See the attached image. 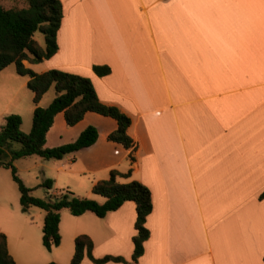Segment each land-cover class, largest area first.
Returning a JSON list of instances; mask_svg holds the SVG:
<instances>
[{
	"label": "crops",
	"instance_id": "obj_1",
	"mask_svg": "<svg viewBox=\"0 0 264 264\" xmlns=\"http://www.w3.org/2000/svg\"><path fill=\"white\" fill-rule=\"evenodd\" d=\"M59 1L57 50L39 69L22 63L87 76L103 103L130 117L127 148L107 138L113 117L86 111L65 140L88 124L97 139L66 161L92 172V184L114 169L117 181L148 186L149 236L133 260L135 203L125 200L102 217L60 209L61 241L47 250L42 230L0 194V231L15 263L69 264L74 237L86 233L93 256L125 261L78 264H264V0ZM94 64L109 71L99 75ZM8 65L1 76L13 75Z\"/></svg>",
	"mask_w": 264,
	"mask_h": 264
},
{
	"label": "trees",
	"instance_id": "obj_2",
	"mask_svg": "<svg viewBox=\"0 0 264 264\" xmlns=\"http://www.w3.org/2000/svg\"><path fill=\"white\" fill-rule=\"evenodd\" d=\"M60 19L59 0H28V5L21 8H4L0 4V70L13 62L19 74L27 75L26 84L33 92L34 104L31 127L28 132L21 130L22 119L18 113L11 112L4 115V123L0 125V165L9 167L11 170L12 178L19 190L21 210L26 211L31 205L43 209L41 239L47 250L59 245L61 241L60 209L67 208L74 215L91 211L102 217L108 211L118 208L125 200H132L135 203L136 215L131 257L136 260L143 252L144 240L149 236V229L145 225L146 216L152 209L148 186L136 179L117 181L118 172L112 169L107 178L96 180L91 186L93 192L104 196L102 202L74 194L70 190L56 195L49 193L44 197H37L31 194L32 189L22 182L13 164L15 158L31 154H37L43 158H61L66 153L88 146L97 139V128L88 124L74 140L45 146L46 132L53 122L54 115L59 111L63 112L68 125L79 121L86 111L111 116L116 120L117 125L107 134V138L127 148L133 144L132 138L127 133L130 117L117 106L103 103L89 77L56 67L36 72L22 63L24 58L31 62H39L57 50L56 32ZM37 29L44 34V49H40L33 38V33ZM93 69L99 75L109 71L106 64H94ZM51 85L55 89L54 97L46 106L39 105V99ZM13 140L18 141L20 147L12 151L9 159L4 160L5 148ZM52 184L50 178L42 182L47 189H50ZM260 196H264V191ZM73 241L74 251L69 264H78L83 256H87L95 263L108 260L125 261L120 255L93 256V241L86 233L77 234ZM0 264H16L7 249L6 234L2 231H0ZM45 264L59 263L48 261Z\"/></svg>",
	"mask_w": 264,
	"mask_h": 264
},
{
	"label": "rangeland",
	"instance_id": "obj_3",
	"mask_svg": "<svg viewBox=\"0 0 264 264\" xmlns=\"http://www.w3.org/2000/svg\"><path fill=\"white\" fill-rule=\"evenodd\" d=\"M0 4L4 8H21L28 5V0H0ZM33 38L36 40L40 49L45 48L44 34L40 29L34 31ZM42 64V62H37L34 69H39ZM9 69L12 71V76L0 75V125L4 123V115L15 112L21 116V119H23L22 127H24L27 114L29 119L25 128L26 130H23V128H21V130L23 132H28L31 123L29 113V107L31 105V90L26 84L19 87V83L28 76L19 74L16 71L13 62L9 63L4 70ZM54 95L55 89L54 86L51 85L43 94L42 102L48 104ZM53 120L54 124H51L52 126H50L51 128L48 132V136L45 139V146H49L48 144L53 143H55L53 145H59L70 141L65 139H69V137H71V131L75 130L82 124L68 125L64 120L62 112L56 113ZM19 147L20 143L18 141H11V144L5 148L3 159H9L12 151ZM72 154H74V151L65 154L62 158H43L37 154H31L15 158L13 164L16 167L18 176L27 187L32 189L31 194L34 196L44 197L49 194L50 190L43 186L42 182L44 179L50 178L53 183L51 187L52 190H56L58 193L70 190L74 194L86 196L98 202H102L104 196L91 190L94 174L92 172H80L66 161ZM63 161L66 162L64 166L61 165V162ZM0 194H4L3 203L5 205L20 208L17 184L12 178L10 168L4 165H0ZM93 195H97L99 199L93 198ZM62 209L66 214L72 216L67 208ZM25 215L35 226L41 229L44 215L43 209L36 205H31L25 211ZM64 240V242L67 243L65 235Z\"/></svg>",
	"mask_w": 264,
	"mask_h": 264
}]
</instances>
